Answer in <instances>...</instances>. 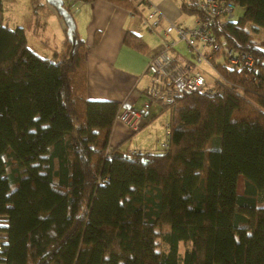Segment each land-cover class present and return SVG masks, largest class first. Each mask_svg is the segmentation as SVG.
Instances as JSON below:
<instances>
[{
  "label": "trees",
  "instance_id": "trees-1",
  "mask_svg": "<svg viewBox=\"0 0 264 264\" xmlns=\"http://www.w3.org/2000/svg\"><path fill=\"white\" fill-rule=\"evenodd\" d=\"M229 1L243 14L217 30L254 63L219 64L237 88L214 95L144 89L170 116L156 153L110 146L123 104L87 98L77 32L71 58L67 37L41 56L0 19V264H264V0ZM123 44L148 51L134 32Z\"/></svg>",
  "mask_w": 264,
  "mask_h": 264
},
{
  "label": "built area",
  "instance_id": "built-area-1",
  "mask_svg": "<svg viewBox=\"0 0 264 264\" xmlns=\"http://www.w3.org/2000/svg\"><path fill=\"white\" fill-rule=\"evenodd\" d=\"M60 1L66 10L76 4L73 0ZM144 1L149 11L141 17V24L145 31L157 32L161 37L159 50L147 62L148 82L145 87L147 93L151 95L159 92L214 95L216 86H231L224 80L219 64L231 69L250 67L254 63V58L250 54L230 47L224 36L217 30L220 24L233 17L235 9L233 2L180 0V5L183 4L186 7V13L191 16V23L183 26L167 21L157 6H154L150 0ZM179 45L186 46L190 53L189 58L181 54L177 48ZM200 63L210 67L216 76L212 77L201 69ZM148 107L146 103L141 111L129 106L121 107L115 122L121 123L129 135L133 134L140 129L144 112L148 110ZM164 127L166 131L159 144L161 150L167 147L169 133L167 123ZM130 151L138 152L135 149Z\"/></svg>",
  "mask_w": 264,
  "mask_h": 264
},
{
  "label": "crops",
  "instance_id": "crops-1",
  "mask_svg": "<svg viewBox=\"0 0 264 264\" xmlns=\"http://www.w3.org/2000/svg\"><path fill=\"white\" fill-rule=\"evenodd\" d=\"M25 1L34 13L35 24L38 22L39 17L37 12H42L45 16L55 19L57 31L60 34L59 40L55 41L54 44L49 42L45 44L41 43L49 53L51 52L49 55L51 56L54 51L62 47L66 39L65 25L55 10L46 3V0H42L43 6L38 10L32 9L29 0ZM134 3L136 5L135 15L106 0H95L92 3H79V6H76V3L73 7L77 19L72 17L79 38L85 42L88 48L85 54L87 98L90 100L117 101L123 104V106L127 105L141 111L139 103L141 104V101L146 100L143 90L148 82V76L146 74L147 62L159 50V47L154 49L149 45L148 40L145 39L147 38L145 35L148 31L146 32L144 27L138 22L140 26L135 20V16H145L149 11V7L145 4L144 0H135ZM153 3H155L154 0ZM180 3V0H171L170 5L168 3L162 4L161 9L165 12L163 13L167 21H169V18H172L174 21L182 19L180 13L176 15L177 9L180 10ZM18 8H15V13ZM4 10L3 5L0 19L7 20L6 23L10 26L14 24L16 26L20 25L17 21L18 14H14V18L16 19L11 25L9 23V15L5 16ZM168 10L174 11V15L172 16ZM79 24H81V33L78 31ZM43 29L42 26L41 30ZM96 32L100 33V37L98 43L92 45ZM126 32H134L140 35L147 44L148 51L145 54H139L126 47L123 44V37ZM144 115H148L147 111L144 112ZM130 137L131 134L129 135L127 133L126 128L121 123L115 122L110 134V146L120 147L121 149L129 148L130 145H126L124 148V142L129 140Z\"/></svg>",
  "mask_w": 264,
  "mask_h": 264
},
{
  "label": "rangeland",
  "instance_id": "rangeland-1",
  "mask_svg": "<svg viewBox=\"0 0 264 264\" xmlns=\"http://www.w3.org/2000/svg\"><path fill=\"white\" fill-rule=\"evenodd\" d=\"M150 1L153 3V0H150ZM154 1L156 4L153 3V5L157 6L162 13L164 12L161 9L162 4L164 5L165 3H168L170 5V2H171V0H154ZM2 2L5 8L4 10L5 16L9 15L8 17L10 20L9 19L8 20L10 21L9 23L11 25L13 24L12 22H14V20L16 19L14 18L15 16L14 14H18V19H17L18 23L26 29L28 46L41 56H47V55L49 56L51 52L49 53V51H47L44 48V46L41 45V43L45 44L49 42L51 44H54L55 41L59 40L60 34L57 31V25H56L55 19L53 17L45 16L42 12L40 13L37 12L39 14L38 23H40V25L39 24L36 25L34 23V17H33L34 13L30 10L25 0H2ZM76 6H79V3H77ZM15 8H18L16 13H15L16 11ZM70 11L74 19H77L74 13L75 12L74 7H71ZM169 12L171 13L172 16L174 15V11H169ZM179 13L182 15V19H179L178 21H174L172 20V18H169V21L175 24L180 23V25H183V26L191 23V16L189 14L182 12L181 9L180 10L177 9L176 15H178ZM242 14H243L242 8L236 6L231 20L236 21ZM141 17H142L141 15L138 17L135 16V20L137 23L139 22L141 24V21H140ZM4 21L7 22V20H4ZM41 25L44 28L43 30H41L42 29ZM12 26H15V24ZM78 31L81 33V24L78 25ZM146 35L145 37L147 38L145 39L148 40L149 45L152 46L154 49L156 47L158 48L159 45L161 44V37L159 33L147 32ZM254 39L257 40L258 42L263 41V32L261 31L259 33L257 32V35L254 36ZM177 48L179 49V51L185 58L190 57V53L185 45H179ZM199 67L205 70V72L210 74L212 77L216 76L214 71L210 67L205 65L204 63H200ZM229 84L231 86H234L232 85V83H229ZM144 101L143 102L141 101V104L139 103V105L141 106V110H142L143 105L145 103L149 104V109L147 110L148 115L145 116L142 121L143 126L141 125L140 129L137 132L133 133L129 140L124 142V148L126 147V145H130L129 149L143 151V153L161 152V148L159 144H160L161 139L163 138V134L166 131L164 124L167 123V121H169L170 116L168 114V111H163L159 113L161 110V107L157 102L150 100L148 97H146V100ZM237 188H238L237 191L240 194L242 192V179L241 178H239L238 180ZM3 224H5V222H3ZM4 238H5V234L1 233L0 240L2 241Z\"/></svg>",
  "mask_w": 264,
  "mask_h": 264
},
{
  "label": "water",
  "instance_id": "water-1",
  "mask_svg": "<svg viewBox=\"0 0 264 264\" xmlns=\"http://www.w3.org/2000/svg\"><path fill=\"white\" fill-rule=\"evenodd\" d=\"M46 3L52 7L57 15L61 18L65 25V35L67 37V41L71 44V51H70V58L72 57V52L74 50V47L77 43L76 40V28H75V22L70 14L63 6L60 0H46ZM122 107H128L127 105H124ZM146 115H144L145 117Z\"/></svg>",
  "mask_w": 264,
  "mask_h": 264
}]
</instances>
